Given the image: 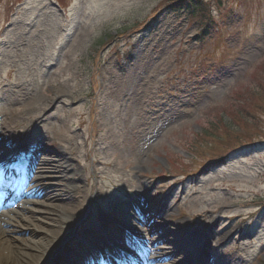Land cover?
Wrapping results in <instances>:
<instances>
[{
  "label": "rangeland",
  "instance_id": "374dc122",
  "mask_svg": "<svg viewBox=\"0 0 264 264\" xmlns=\"http://www.w3.org/2000/svg\"><path fill=\"white\" fill-rule=\"evenodd\" d=\"M167 1L0 0V126L19 143L9 160L43 158L39 183L75 196L45 201L70 205L53 216V235L29 221L49 215L17 209L32 171L0 207L44 239L39 264L60 253L69 262L105 218L123 235L109 243L139 262L120 217L161 257L178 242L209 264L264 263V0H205L216 25L204 37L203 21L161 8Z\"/></svg>",
  "mask_w": 264,
  "mask_h": 264
},
{
  "label": "bare ground",
  "instance_id": "6f19581e",
  "mask_svg": "<svg viewBox=\"0 0 264 264\" xmlns=\"http://www.w3.org/2000/svg\"><path fill=\"white\" fill-rule=\"evenodd\" d=\"M8 122H2L0 126V151H4L5 153L10 152V149L12 147L13 142L17 143L16 139H13L12 142H9L6 138V131L8 128ZM52 141H55L54 139L50 138ZM68 152L72 153L73 149L68 148ZM74 153H72L73 156ZM5 155V154H4ZM46 160H38L37 164H34L30 160H26L22 167L29 168L31 166L32 168H29V176L30 171H32L33 177L31 179V185L28 188V193H26V199H23L22 202L18 204V208L24 207V210L30 214V213H40L49 215L46 218L42 217L38 219L36 216L29 217V221L31 222L32 229H36L39 231H42V234H49L53 235L56 233L57 228H59L61 221L53 217L55 215H59L62 212H64L65 207L67 208L70 205H59V204H45V201H58V200H64L67 197L74 198L73 192L70 191V189H46L39 183V178H41V175L38 173L37 166L41 165H47ZM9 163L7 161H0V187L4 188V186H7V180L9 179V184L11 185H17V183L20 181L19 176L20 172L9 166ZM36 165V168H33V166ZM62 166L66 165L65 163L61 164ZM42 168V167H41ZM36 169V170H35ZM34 171V173H33ZM75 173V172H74ZM73 176V175H72ZM75 177V176H74ZM73 177V178H74ZM72 180L73 183L69 182L70 186L75 185V183L79 180V178H75ZM17 182V183H16ZM75 195V194H74ZM3 200L0 199V203H2ZM46 206L47 208H50L51 211H45L41 210L38 206L42 205ZM81 210V209H80ZM78 210V211H80ZM10 215L5 216L4 214L0 213V264H39L40 257L36 255L33 251H36V248L41 245V247H46L47 245L44 243V239L42 237L37 238L39 234L35 232V230H29L28 226H22L21 225V218L18 219V221L15 219L16 209H10L8 212ZM81 213V211L79 212ZM61 216V215H60ZM63 217V215H62ZM36 222L41 223L40 225H44L42 228L39 227V225L35 224ZM123 218L120 219L119 222H123ZM103 222V221H101ZM127 229H131L134 227L133 223L131 221H127V223L124 225ZM50 227L54 229H50ZM136 227V226H135ZM137 228V227H136ZM35 232V233H34ZM21 233V234H28L27 237L17 238L13 236V234ZM200 235V234H199ZM111 236L114 237L112 234ZM141 236V235H140ZM143 238V236H141ZM141 237L137 239L138 244L143 246L144 241L141 239ZM207 242V241H205ZM86 247H84L85 249ZM179 251H177L178 253ZM53 253V252H52ZM176 253V254H177ZM155 255V252H153ZM74 256V255H73ZM62 259V258H60ZM84 259L83 257L76 256L73 260L74 264H78V260ZM118 259L120 262H124V259L118 256ZM159 261V260H158ZM51 262V263H50ZM127 262V261H125ZM57 262L53 257L48 261V264H56ZM162 264V263H158Z\"/></svg>",
  "mask_w": 264,
  "mask_h": 264
},
{
  "label": "trees",
  "instance_id": "16d2710c",
  "mask_svg": "<svg viewBox=\"0 0 264 264\" xmlns=\"http://www.w3.org/2000/svg\"><path fill=\"white\" fill-rule=\"evenodd\" d=\"M209 2H206L205 0H169L166 3L162 4L161 8L164 7L166 9H169L174 12L178 11H184L187 12L189 17L191 19H197L199 21H203L201 25H199V34L201 37H204L209 33L210 28L215 27L216 22L211 17V12H208L209 10ZM214 25V26H213ZM127 30V29H125ZM225 60L222 59L221 62H218L214 67H221L220 65ZM248 113H246L247 115ZM224 137H229L228 135ZM221 140L212 139L211 143L214 145H220L223 143L226 139L223 137H220ZM232 138V137H229ZM257 142H252L251 145L255 146L254 144ZM238 150L237 147L229 148L227 152H222V154H218L219 157H224L228 152Z\"/></svg>",
  "mask_w": 264,
  "mask_h": 264
}]
</instances>
